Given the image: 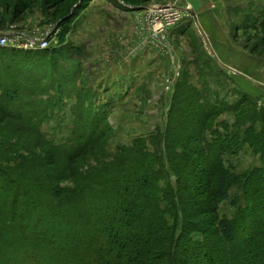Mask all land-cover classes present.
<instances>
[{"label":"trees","instance_id":"1","mask_svg":"<svg viewBox=\"0 0 264 264\" xmlns=\"http://www.w3.org/2000/svg\"><path fill=\"white\" fill-rule=\"evenodd\" d=\"M65 1L60 9L69 12L72 1ZM118 1L135 6L140 0ZM54 17L62 42L69 20L62 25V17ZM3 23L0 19V26ZM20 53L25 52L0 49V75L11 78L9 85L0 84V264H264L263 111L252 106L237 116L236 128L251 125L242 142H249L262 159L261 167L238 176L222 162L227 150L240 147L238 129L226 135L212 132L208 141L200 130L179 138L183 148L184 143L204 142L200 150L192 148V154H198L194 159L191 153L173 152L174 137L185 131L179 128L174 137L168 131L163 136L170 142L164 152L150 153L139 140L105 155L97 149L107 140L108 127L102 126V115L83 116L89 92L77 90L71 106L78 118L76 138L60 155L39 131L47 121L50 100L37 102V97L56 89L59 98L53 99L60 102L67 92L54 79L52 61L61 53L53 44L34 51L35 56ZM198 94L181 85L173 111L179 107L177 112L194 117L192 123L209 125L211 115L194 116L185 109L197 104ZM24 95L36 101L19 99ZM78 125L86 129L77 131ZM104 155L108 163L100 161ZM194 173L196 180L187 179ZM170 174L176 177L174 184ZM67 180L70 185L62 187ZM235 187L241 190L230 202L235 214L220 218L219 204L229 200Z\"/></svg>","mask_w":264,"mask_h":264},{"label":"rangeland","instance_id":"2","mask_svg":"<svg viewBox=\"0 0 264 264\" xmlns=\"http://www.w3.org/2000/svg\"><path fill=\"white\" fill-rule=\"evenodd\" d=\"M15 1L0 0V19L4 21L0 33L55 38L57 42L52 44L61 53L52 61L54 79L67 92L62 93L60 102L53 99L59 98L56 89L37 97V102L50 100L47 121L39 131L45 142L59 148L60 155L76 138L73 132L78 118L73 116L75 109L71 106L77 90L89 92L83 116L102 115V126L109 131L97 150L111 156L139 140L146 142L150 153L164 152L170 142L166 143L163 136L168 132L173 136L176 128L185 131L173 136V152L192 154V148L196 145L200 150L204 142L184 143L183 148L179 138L188 139L200 130L208 141L212 132L226 135L238 129L237 116L252 106L264 112V0H140L135 6L118 0H71L69 12L60 9L65 0H25L23 7ZM79 6L77 16L71 19ZM157 8H175L179 21L166 24L163 13L151 14ZM55 14L62 17V25L69 20L62 42ZM14 51L25 52L20 53L23 57L35 56L34 51L39 50ZM9 77L0 75V84L9 85ZM20 80L30 84L27 78ZM16 81L17 86L19 79ZM183 84L199 93L197 104L185 109L194 116L198 112L211 115L209 125L192 123L194 117L177 112L179 107L173 111ZM22 98L36 101L26 95L19 96ZM260 127L256 125L257 133ZM250 128L248 122L239 127L240 147L227 150L222 157L224 168L238 176L262 165L261 155L249 142H242ZM84 129L79 126L77 131ZM105 155L98 160L108 163ZM195 157L198 154H192V159ZM90 165L94 166L93 160ZM197 178L196 173L187 176L190 180ZM170 181L174 184L176 177L170 174ZM68 185V180L61 183L62 187ZM240 196V188L229 191V200L219 204L220 218L234 216L230 202ZM193 238L201 240L199 234Z\"/></svg>","mask_w":264,"mask_h":264},{"label":"built area","instance_id":"3","mask_svg":"<svg viewBox=\"0 0 264 264\" xmlns=\"http://www.w3.org/2000/svg\"><path fill=\"white\" fill-rule=\"evenodd\" d=\"M163 13V21L172 25L179 21V11L175 8L155 9L151 12L152 15L159 16ZM156 19V18H155ZM55 38H25L22 34L0 33V49L12 50H45L48 49L52 43L56 44Z\"/></svg>","mask_w":264,"mask_h":264},{"label":"water","instance_id":"4","mask_svg":"<svg viewBox=\"0 0 264 264\" xmlns=\"http://www.w3.org/2000/svg\"><path fill=\"white\" fill-rule=\"evenodd\" d=\"M199 30H201V29L199 28ZM206 42H208V41L206 40Z\"/></svg>","mask_w":264,"mask_h":264},{"label":"crops","instance_id":"5","mask_svg":"<svg viewBox=\"0 0 264 264\" xmlns=\"http://www.w3.org/2000/svg\"><path fill=\"white\" fill-rule=\"evenodd\" d=\"M7 50H9V49H7Z\"/></svg>","mask_w":264,"mask_h":264}]
</instances>
